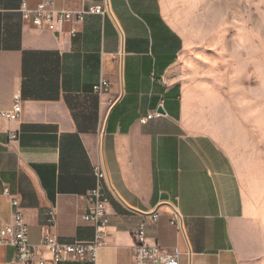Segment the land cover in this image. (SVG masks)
Listing matches in <instances>:
<instances>
[{
	"label": "crops",
	"instance_id": "crops-1",
	"mask_svg": "<svg viewBox=\"0 0 264 264\" xmlns=\"http://www.w3.org/2000/svg\"><path fill=\"white\" fill-rule=\"evenodd\" d=\"M22 1L0 0V111L15 97L21 104L18 118L0 116V227L10 219L7 187L31 242L45 233L91 238L82 215L102 164L109 225L101 264H134L140 219L147 241L177 250L179 264H264V203L243 186L217 126L225 118L212 113L200 84L185 81V39L163 0H93L106 13L87 14L75 34L69 24L50 31L23 22ZM52 1L69 10L86 5ZM101 78L110 83L104 94L93 90ZM44 256L48 264H91ZM13 257L14 248L0 244V264Z\"/></svg>",
	"mask_w": 264,
	"mask_h": 264
},
{
	"label": "rangeland",
	"instance_id": "rangeland-1",
	"mask_svg": "<svg viewBox=\"0 0 264 264\" xmlns=\"http://www.w3.org/2000/svg\"><path fill=\"white\" fill-rule=\"evenodd\" d=\"M163 3L185 39L186 83L200 84L212 113L225 118L217 126L243 186L264 203V0Z\"/></svg>",
	"mask_w": 264,
	"mask_h": 264
},
{
	"label": "built area",
	"instance_id": "built-area-1",
	"mask_svg": "<svg viewBox=\"0 0 264 264\" xmlns=\"http://www.w3.org/2000/svg\"><path fill=\"white\" fill-rule=\"evenodd\" d=\"M86 5L82 10H69L59 8L52 0H40L34 6H30L25 0L21 2L19 12L23 22L29 23L38 29L59 31L64 24L70 25L71 34H75L77 26L87 14L106 13V6L103 3H96L93 0H84ZM110 83L107 79L101 78L93 85V90L98 94L108 91ZM21 114L20 100L15 97L14 104L10 110L0 111V116L16 119ZM157 115L155 112L140 118L145 123ZM14 138V135L11 136ZM95 184L87 192V210L82 215V220L93 228V236L85 240L61 241L55 235L45 233L37 243L29 238L27 223L19 209V201L10 195L7 187L3 194L9 197L11 206L10 219L0 227V244L14 248V257L8 264H48L44 254L51 256L52 263L61 260L74 258L89 261L91 264L99 262V252L107 244V227L109 216L107 205L109 194L107 191L106 172L102 164L94 167ZM152 220L157 219V211L150 214ZM47 224H54L53 212H48ZM181 215L178 210L172 212L171 223L180 227ZM146 221L140 219L132 231L133 258L134 264H179V253L177 250L169 252L158 244H151L147 241Z\"/></svg>",
	"mask_w": 264,
	"mask_h": 264
},
{
	"label": "water",
	"instance_id": "water-1",
	"mask_svg": "<svg viewBox=\"0 0 264 264\" xmlns=\"http://www.w3.org/2000/svg\"><path fill=\"white\" fill-rule=\"evenodd\" d=\"M163 111V110H162ZM162 199H167V196L166 195H162L161 196Z\"/></svg>",
	"mask_w": 264,
	"mask_h": 264
}]
</instances>
